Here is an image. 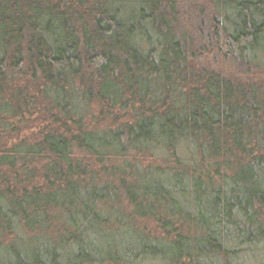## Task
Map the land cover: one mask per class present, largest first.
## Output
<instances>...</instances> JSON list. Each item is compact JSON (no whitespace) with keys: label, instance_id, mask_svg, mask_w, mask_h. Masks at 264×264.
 <instances>
[{"label":"trees","instance_id":"1","mask_svg":"<svg viewBox=\"0 0 264 264\" xmlns=\"http://www.w3.org/2000/svg\"><path fill=\"white\" fill-rule=\"evenodd\" d=\"M198 1L0 0V264H264V0Z\"/></svg>","mask_w":264,"mask_h":264},{"label":"rangeland","instance_id":"2","mask_svg":"<svg viewBox=\"0 0 264 264\" xmlns=\"http://www.w3.org/2000/svg\"><path fill=\"white\" fill-rule=\"evenodd\" d=\"M179 1V5L183 8V7H191L193 8L196 3L199 4L198 0H194V1H187V0H178ZM189 5V6H188ZM194 5V6H193ZM200 8L204 7V4L201 3L199 4ZM197 10H199V7L197 8ZM200 11V10H199ZM196 16V19H198V16ZM195 18L191 21V25H195V23L197 22ZM199 59L202 60H208L209 62L212 61V57L208 56L207 58L205 57V54H201ZM259 71H255V74L258 76V78H260V74L258 73ZM97 108L96 106L94 107V112H96ZM44 119L42 117H40L39 115H35V116H28L27 114L24 115V117L22 118L21 123L18 125L16 120H10L8 122H5L4 125H2V127H0V147L3 146L4 144H6L7 142L12 143L14 141L20 140V139H24L26 141H33L39 138V136L41 135V133L47 131V129H49V127L47 126V121H43ZM95 121L98 123L99 120L96 117L95 114ZM54 127V126H52ZM136 160L139 161L138 158H136ZM142 165H146V164H153V162L149 159H143L141 160Z\"/></svg>","mask_w":264,"mask_h":264}]
</instances>
